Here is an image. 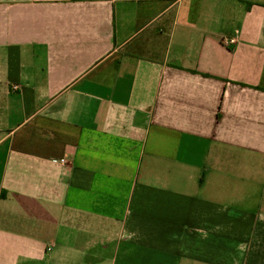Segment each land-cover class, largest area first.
Here are the masks:
<instances>
[{
	"label": "crops",
	"instance_id": "crops-1",
	"mask_svg": "<svg viewBox=\"0 0 264 264\" xmlns=\"http://www.w3.org/2000/svg\"><path fill=\"white\" fill-rule=\"evenodd\" d=\"M0 264H264V0H0Z\"/></svg>",
	"mask_w": 264,
	"mask_h": 264
},
{
	"label": "built area",
	"instance_id": "built-area-1",
	"mask_svg": "<svg viewBox=\"0 0 264 264\" xmlns=\"http://www.w3.org/2000/svg\"><path fill=\"white\" fill-rule=\"evenodd\" d=\"M223 42H224L225 44H232V43L234 42V40H232V39H230V40H223ZM58 162L61 163V164H63V163H64V160L61 159V160H59Z\"/></svg>",
	"mask_w": 264,
	"mask_h": 264
}]
</instances>
